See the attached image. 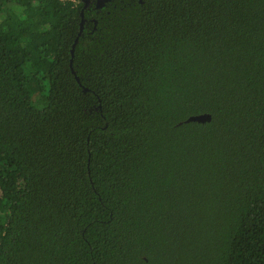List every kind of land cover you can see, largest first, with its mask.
<instances>
[{
	"label": "trees",
	"instance_id": "16d2710c",
	"mask_svg": "<svg viewBox=\"0 0 264 264\" xmlns=\"http://www.w3.org/2000/svg\"><path fill=\"white\" fill-rule=\"evenodd\" d=\"M83 4L0 0V264H264V0Z\"/></svg>",
	"mask_w": 264,
	"mask_h": 264
},
{
	"label": "flooded vegetation",
	"instance_id": "af4514ba",
	"mask_svg": "<svg viewBox=\"0 0 264 264\" xmlns=\"http://www.w3.org/2000/svg\"><path fill=\"white\" fill-rule=\"evenodd\" d=\"M81 7L83 21L92 23L93 27L90 33L94 32L96 37L104 36L114 41V33L118 28H124L126 23L127 12L131 7L143 0H83ZM107 23L108 25H104ZM101 24V29L99 28ZM109 29V31H108ZM102 34V35H101ZM111 41V42H113Z\"/></svg>",
	"mask_w": 264,
	"mask_h": 264
},
{
	"label": "water",
	"instance_id": "95a60500",
	"mask_svg": "<svg viewBox=\"0 0 264 264\" xmlns=\"http://www.w3.org/2000/svg\"><path fill=\"white\" fill-rule=\"evenodd\" d=\"M101 1V0H99ZM82 17H83V14H82ZM84 19L82 18V22H81V28L83 27V21ZM78 41V38L76 39V42ZM75 44H74V47L72 49V53H74V48H75ZM211 120V115L210 114H200V115H194V116H191L188 121H198V122H206V121H210Z\"/></svg>",
	"mask_w": 264,
	"mask_h": 264
}]
</instances>
